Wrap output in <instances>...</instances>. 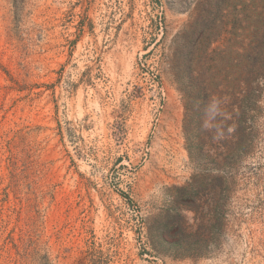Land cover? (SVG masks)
Listing matches in <instances>:
<instances>
[{
	"label": "rangeland",
	"instance_id": "374dc122",
	"mask_svg": "<svg viewBox=\"0 0 264 264\" xmlns=\"http://www.w3.org/2000/svg\"><path fill=\"white\" fill-rule=\"evenodd\" d=\"M0 264H264V0H0Z\"/></svg>",
	"mask_w": 264,
	"mask_h": 264
}]
</instances>
